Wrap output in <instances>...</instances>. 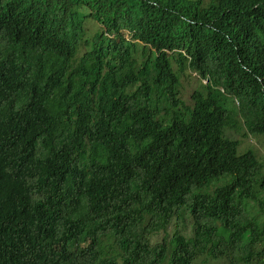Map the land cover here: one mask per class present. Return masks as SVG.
I'll list each match as a JSON object with an SVG mask.
<instances>
[{
	"label": "trees",
	"instance_id": "trees-1",
	"mask_svg": "<svg viewBox=\"0 0 264 264\" xmlns=\"http://www.w3.org/2000/svg\"><path fill=\"white\" fill-rule=\"evenodd\" d=\"M241 129L264 136V0H0V264H264Z\"/></svg>",
	"mask_w": 264,
	"mask_h": 264
},
{
	"label": "rangeland",
	"instance_id": "rangeland-1",
	"mask_svg": "<svg viewBox=\"0 0 264 264\" xmlns=\"http://www.w3.org/2000/svg\"><path fill=\"white\" fill-rule=\"evenodd\" d=\"M89 25L92 30L97 29V24L90 22ZM173 69L179 78V82L177 85L178 97L181 100H184L188 105L192 106L193 105V101L191 99L192 94L195 91H199L205 94L206 93V88H205L206 82L202 80L194 71L189 70L186 66L184 68H180L178 64L174 63ZM233 136L236 138H239L241 142V146H240L241 150L252 148L256 152V154L262 159L264 163V136H257V135L252 136L250 134H247L243 129L238 130L237 133H233ZM261 214L264 216V211ZM186 222L188 223V218L186 219ZM176 226L178 227L179 224L177 223V220H173L171 226L168 229V232L172 234ZM234 255H235L237 264H246L242 257V254L239 251H235ZM202 258L210 259V262L206 264H218V262L215 261V259L210 258L209 256H205ZM229 261L230 259H226L222 262V264L228 263ZM167 263H168V259H166L162 264H167Z\"/></svg>",
	"mask_w": 264,
	"mask_h": 264
},
{
	"label": "clouds",
	"instance_id": "clouds-1",
	"mask_svg": "<svg viewBox=\"0 0 264 264\" xmlns=\"http://www.w3.org/2000/svg\"><path fill=\"white\" fill-rule=\"evenodd\" d=\"M48 70L50 71V72H53L54 71V68L51 66V67H49L48 68ZM197 74V73H196ZM205 82H206V80H204Z\"/></svg>",
	"mask_w": 264,
	"mask_h": 264
}]
</instances>
